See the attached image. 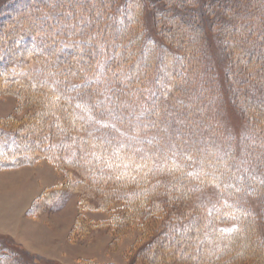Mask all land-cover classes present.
Masks as SVG:
<instances>
[{
	"label": "trees",
	"instance_id": "16d2710c",
	"mask_svg": "<svg viewBox=\"0 0 264 264\" xmlns=\"http://www.w3.org/2000/svg\"><path fill=\"white\" fill-rule=\"evenodd\" d=\"M10 93L28 112L0 119V171L74 178L116 237L150 235L133 264H264V0H0ZM212 186L219 204L188 209Z\"/></svg>",
	"mask_w": 264,
	"mask_h": 264
},
{
	"label": "rangeland",
	"instance_id": "374dc122",
	"mask_svg": "<svg viewBox=\"0 0 264 264\" xmlns=\"http://www.w3.org/2000/svg\"><path fill=\"white\" fill-rule=\"evenodd\" d=\"M38 69L34 65L29 70ZM16 94H0V119L22 118L28 112L24 109L28 96L20 99ZM22 103L25 106L20 108ZM226 116L225 131L241 136L244 119L233 107L226 110ZM223 198L217 187H208L196 194L188 209L209 210ZM100 202L47 160L0 171V257L13 253L23 264H133L134 252L147 244L150 235L146 238L133 227L116 237L103 223L109 217L98 210ZM248 204L260 210L257 200L248 198ZM29 256L37 261H30ZM256 261L250 255L241 263L259 264Z\"/></svg>",
	"mask_w": 264,
	"mask_h": 264
}]
</instances>
